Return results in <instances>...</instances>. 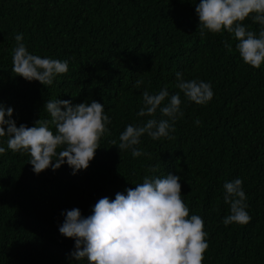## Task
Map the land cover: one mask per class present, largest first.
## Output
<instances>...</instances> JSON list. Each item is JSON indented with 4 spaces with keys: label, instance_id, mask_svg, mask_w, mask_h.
Returning <instances> with one entry per match:
<instances>
[{
    "label": "trees",
    "instance_id": "1",
    "mask_svg": "<svg viewBox=\"0 0 264 264\" xmlns=\"http://www.w3.org/2000/svg\"><path fill=\"white\" fill-rule=\"evenodd\" d=\"M199 2L0 0V102L14 109L17 127L50 120L44 105L53 99L73 105L95 100L111 121L90 166L76 175L67 164L37 175L30 155L8 149V137H0L6 149L0 154V264H88L70 257L75 240L60 234L61 213L79 208L87 217L98 199H115L145 176L167 173L181 177L189 216L204 220L209 247L203 264H264V64L256 69L244 63L227 31L202 36ZM243 23L258 35L260 25L251 17ZM18 33L31 54L67 60L68 72L49 86L16 76ZM177 72L210 83L213 99L206 105L188 101L175 86ZM165 86L170 95L180 92L182 101L174 138L145 134L136 147L150 155L119 152L126 126L152 118L137 115L142 93ZM155 116L161 117L159 109ZM236 178L243 180L252 219L225 226L230 206L223 186Z\"/></svg>",
    "mask_w": 264,
    "mask_h": 264
},
{
    "label": "clouds",
    "instance_id": "2",
    "mask_svg": "<svg viewBox=\"0 0 264 264\" xmlns=\"http://www.w3.org/2000/svg\"><path fill=\"white\" fill-rule=\"evenodd\" d=\"M195 12L202 36L205 30L227 31L238 41L236 49L244 63L256 69L264 64V0H200ZM249 17L260 25L258 35L243 23ZM23 39L22 33L15 35L12 72L16 76L49 86L55 76L68 72L67 60L31 54ZM225 46L231 51L230 44ZM176 79L175 86L188 101L206 105L213 99L210 83L185 80L181 72L176 73ZM141 83L137 80L135 86ZM180 92L170 95L167 86L156 94L145 90L137 115L152 118L142 125H127L118 146L115 140L112 144L119 152L130 149L136 158L150 155L136 147L145 134L153 140L173 139L176 121L183 116ZM166 99L168 102L164 103ZM158 109L159 119L155 116ZM44 110L50 114V120L40 118L32 127H17L12 119L14 109L0 102V137H8V149L27 152L37 175L49 168L56 171L64 164L72 169V175L86 170L100 148L101 137L109 131L107 125L111 121L104 105L95 100L73 105L71 100L53 99L45 102ZM195 124L199 126L201 121L197 119ZM5 151L0 146V154ZM180 179L171 173L163 177L145 176L142 183L127 188L126 194L117 192L115 199H98L87 217L79 208L64 210L59 232L75 240L70 257L75 261L86 259L88 264H203L209 247L208 234L201 216H189ZM242 185L240 178L224 183V201L230 206V213L223 219L225 226L246 225L252 219Z\"/></svg>",
    "mask_w": 264,
    "mask_h": 264
}]
</instances>
